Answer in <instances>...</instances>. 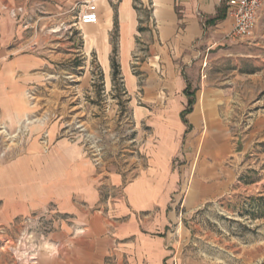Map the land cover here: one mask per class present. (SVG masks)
<instances>
[{"label":"rangeland","instance_id":"rangeland-1","mask_svg":"<svg viewBox=\"0 0 264 264\" xmlns=\"http://www.w3.org/2000/svg\"><path fill=\"white\" fill-rule=\"evenodd\" d=\"M93 1L0 0V11L21 22L24 36L36 45L32 52L44 62L36 73L42 79L27 91L28 114L15 127L0 121V164L20 158L34 139L45 152L67 139L83 149L99 180H121L102 192L122 199L123 186L149 174L153 157L179 141L168 162V178L176 176L177 187L162 205L172 218L165 264H264V43L227 37L199 46V57L182 70L198 101L186 124L165 116V105L145 94L146 83L165 78L143 41L154 27L140 22L129 60L136 81L129 89L116 16L109 66L100 56L103 41L87 47L85 32L99 34L103 26L101 19L79 24ZM135 3L144 17L150 15L149 4L144 9ZM112 58L120 64L118 73ZM166 130L179 135L162 136ZM158 167L165 169L161 160ZM198 187L204 194L189 201ZM161 211L157 207L151 215ZM84 227L78 215L54 203L11 214L0 201V264H118Z\"/></svg>","mask_w":264,"mask_h":264},{"label":"crops","instance_id":"crops-1","mask_svg":"<svg viewBox=\"0 0 264 264\" xmlns=\"http://www.w3.org/2000/svg\"><path fill=\"white\" fill-rule=\"evenodd\" d=\"M96 1L103 26L99 34L89 30L85 32L87 47L92 50L93 45L103 41L100 56L108 67L112 49L108 39L117 17L123 71L129 81V89H132L136 80L130 71L129 60L140 35V22L148 24L149 28L154 27L153 32L147 30L143 33V41L158 59L157 64L165 78L146 83L145 94L155 95L158 103L170 108L164 106L165 116L171 114L173 119L183 120L182 112L188 104L185 92L188 83L182 74L183 66L191 65L199 57L201 44L207 43L212 47L227 39L234 20L227 14L226 0H139L140 8L151 6L150 15L146 17L136 9L135 0ZM220 14L223 15L221 19L215 23L208 22ZM252 38L264 43V7ZM29 41L24 36L21 22L1 10L0 121L11 127L28 114L30 101L27 91L42 79L36 73L44 62L32 52L31 48L36 45ZM205 103L203 101L202 104ZM197 104L196 98L192 111L186 115L188 120L195 114ZM205 114L209 112H203L204 118ZM162 119L166 120L164 116ZM161 134L179 135L167 130ZM49 137L52 141L55 138L52 133ZM173 144L170 151L162 149L158 156L153 157L149 174L140 175L124 185V197L116 199L102 191L110 187L112 181L119 185L121 180H99L95 167L80 146L67 139H59L49 152H45L40 142L34 139L20 158L0 164V201L10 208L11 214L54 203L60 211L78 215L86 226L84 229L92 233L101 246L110 250L111 255H115L118 264L121 259L131 264L145 261L165 264L172 240V232L168 228L172 218L164 213L162 205L177 187V177L168 178L171 177L168 162L171 154L178 151L180 142L174 141ZM160 160L165 169L158 167ZM204 192V187H198L190 193L189 201ZM157 207L162 211L155 218L156 214L151 215V212ZM89 208L97 210L88 215Z\"/></svg>","mask_w":264,"mask_h":264},{"label":"built area","instance_id":"built-area-1","mask_svg":"<svg viewBox=\"0 0 264 264\" xmlns=\"http://www.w3.org/2000/svg\"><path fill=\"white\" fill-rule=\"evenodd\" d=\"M227 14L234 20L232 29L227 33L228 38H252L257 27L264 0H226ZM21 10V9H19ZM16 15V10L13 11ZM100 14L96 2H91L81 12L79 24H96Z\"/></svg>","mask_w":264,"mask_h":264},{"label":"trees","instance_id":"trees-1","mask_svg":"<svg viewBox=\"0 0 264 264\" xmlns=\"http://www.w3.org/2000/svg\"><path fill=\"white\" fill-rule=\"evenodd\" d=\"M135 7L137 8V6H135ZM222 17H223V15L220 14L216 18L208 20V22L209 23H215L217 20L221 19ZM115 23L117 24V22H115ZM116 51H117V48L114 47L113 52L115 53ZM112 65L114 68H116V73H118L117 71L119 69L120 64L117 63L115 58H112ZM185 92L188 96V104H187L186 109L182 112V119L187 124L188 119L186 118V115L192 111L196 96H195V90H191V86L189 84H188Z\"/></svg>","mask_w":264,"mask_h":264},{"label":"bare ground","instance_id":"bare-ground-1","mask_svg":"<svg viewBox=\"0 0 264 264\" xmlns=\"http://www.w3.org/2000/svg\"><path fill=\"white\" fill-rule=\"evenodd\" d=\"M97 5V4H96ZM33 122V121H32Z\"/></svg>","mask_w":264,"mask_h":264}]
</instances>
